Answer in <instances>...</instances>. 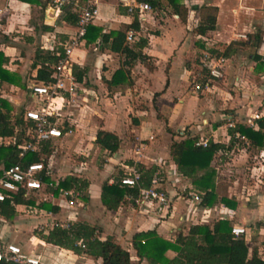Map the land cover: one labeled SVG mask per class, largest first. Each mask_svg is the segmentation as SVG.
Listing matches in <instances>:
<instances>
[{"label": "crops", "instance_id": "crops-1", "mask_svg": "<svg viewBox=\"0 0 264 264\" xmlns=\"http://www.w3.org/2000/svg\"><path fill=\"white\" fill-rule=\"evenodd\" d=\"M50 1L0 0V66L8 73L7 81H17L1 82L0 98L10 104L12 120L19 121L13 135L0 137V143L20 145L30 141L27 131L32 124L25 120L24 113L36 107V100L29 86L42 82L37 79L41 64L36 54L50 53L58 61L56 53H62L63 43L75 34L79 12L87 4L97 8L88 32L98 29L99 34L91 41L84 35L73 48L71 79L64 80L66 87L73 81L72 91L63 90L53 100L56 116L52 121L62 136L42 141L33 151L44 165L38 175L43 173L48 181L42 182L40 189L23 193V199L30 202L15 204L11 219L0 216V240L18 245L42 264H102L100 257L76 254L43 238L56 225L84 221L99 228L100 239L112 237L127 249L133 264H148L136 256L134 234L153 230L173 241L190 225L226 219L232 226L245 227L249 251L257 247L261 253L264 191L247 188L248 179L241 184L234 173L239 172L240 164L252 165L255 154L264 150L246 137H235V133L240 134L236 130L239 125L257 130L256 122L264 116V0H177L179 12L167 0H156L157 5L142 18L127 11V4L140 3L138 0H65L57 16L47 17L45 9ZM207 14H215L214 28L201 34L197 27ZM134 21L137 28L132 27ZM130 28L136 31L135 41L147 39L142 49L147 59L125 66L129 72L124 82L108 84L126 58L109 49L113 34L107 41L101 35L126 34ZM133 43L124 40V44ZM206 48L226 53L223 76L194 92L192 76ZM57 61L49 65L51 81ZM255 113L260 114L258 119H253ZM229 122L234 126L229 127ZM100 129L118 137L119 148L114 153L95 145ZM186 137L222 145L213 154L209 169L218 198L230 199L233 207L221 202L208 207L186 198L189 188L198 189L191 178L178 171L170 155L172 142ZM44 144L48 145L47 152L42 151ZM58 145L62 152L56 150ZM135 164L163 172L170 203L159 213L139 209L131 202L115 210L101 203L102 184H112L126 167ZM201 174L203 171H198L196 177ZM67 175L88 182L85 191H77L73 206L68 204L71 197L57 187Z\"/></svg>", "mask_w": 264, "mask_h": 264}, {"label": "trees", "instance_id": "trees-1", "mask_svg": "<svg viewBox=\"0 0 264 264\" xmlns=\"http://www.w3.org/2000/svg\"><path fill=\"white\" fill-rule=\"evenodd\" d=\"M167 1L174 11L179 12L177 0ZM138 2L149 3L151 7L157 5L156 0H138ZM69 14L74 15L71 12ZM68 20L75 22L73 19ZM214 24L215 14H207L202 18L197 31L204 34L207 30L213 29ZM132 27L137 28L135 21ZM88 28L85 36H87L88 41L94 40L99 34L98 29H95L97 32H90L91 34H89ZM112 34L115 38L111 39L109 49L124 54L126 58L122 67L116 69L111 80L108 81V84H118L124 82L122 80L127 78L129 71L125 66L132 65L137 59H147L142 53V49L147 44V39L140 37L132 45L124 44L125 31L109 35L102 34L101 39L107 41ZM210 50L216 55H226L225 52L220 54L211 48ZM36 59L41 64V67L37 70V79L42 82L51 81L52 70L49 65L55 63L57 57L45 53L36 54ZM151 66L149 64L150 68ZM76 78L81 79L77 73ZM9 79L8 73L0 66V83H17V81H7ZM18 122V119L15 118L13 121L11 118V106L8 101L0 98V137L13 135L14 126ZM256 123L257 130L243 125H239L236 130L250 139L254 145L264 147V116L258 119ZM230 132L233 135V131L230 130ZM195 140L196 137H186L179 141H173L170 145V155L178 171L182 175L191 178L196 188L203 192L201 204L209 207L216 202H221L228 207H233L234 203L230 199L218 198L213 185V172L209 169L213 154L222 148V145L209 142L205 147L197 146ZM94 143L100 150L106 151L108 154L114 153L119 148L118 137L102 129L97 131ZM47 146V144H44L42 151L47 152ZM40 160L39 154L33 151H27L20 157L17 144L4 145L0 143V175L2 168H7L16 163L26 166L33 162H40ZM135 167L141 173L140 184L143 186L149 185L150 178L156 168L145 167L142 164H135ZM198 171H203V174L196 177ZM37 176L42 182L48 181L43 173ZM87 186L88 182L85 179L72 175H67L57 185V187L63 189L73 188L80 193L85 191ZM137 192V186L122 185L119 179H116L112 184L107 182L102 184L100 199L106 209L115 210L120 204L130 202L127 197L135 196ZM80 198L86 200L84 195H80ZM24 202L28 203L30 201L23 199V190L14 194L7 193L5 200L0 202V216L11 219L15 215L14 205ZM231 227V221L226 219H219L212 224H194L190 225L186 232H178L173 241L162 238L153 230L142 231L133 235L132 247L138 260L146 259L148 264H264V247L261 253L257 247H252L249 251L244 236L233 235ZM98 232L99 228L95 225L84 221H75L66 226H54L48 235L43 238L49 243L69 249L76 254L84 253L96 258L100 257L102 264H133L127 249L123 248L112 237H107L104 240L100 239ZM169 253L172 254L169 255Z\"/></svg>", "mask_w": 264, "mask_h": 264}, {"label": "built area", "instance_id": "built-area-1", "mask_svg": "<svg viewBox=\"0 0 264 264\" xmlns=\"http://www.w3.org/2000/svg\"><path fill=\"white\" fill-rule=\"evenodd\" d=\"M65 0H51L45 9V15L57 16L62 8ZM127 11L134 14L138 18L144 17L151 11L149 3L140 2L127 4ZM97 15V8L92 5H85L79 12L76 32L63 43V52H57L59 57L53 70V81L32 83L29 86L30 94L36 100V107L28 109L24 113L26 121L31 122L28 127L27 135L30 141L18 145L19 156L21 157L27 151L37 149L42 141L50 140L51 138H59L62 136V131L59 129L52 118L56 116V103L53 101L61 95L63 90L72 91L73 81H69V86L66 87L65 78H70V56L73 48L79 43V40L84 37L87 26L92 19ZM125 39L128 43H133L136 40V31L132 28L128 29L125 34ZM226 58L223 55H216L211 52L210 48H206L201 52L199 57L198 68L192 76V90L194 92L208 88L210 80L221 79L223 76ZM205 79L204 81H201ZM259 113L253 115V119H258ZM229 127H233V123H228ZM235 137L245 139L243 135L235 133ZM208 139H199L195 142L197 146H207ZM44 170L42 162H33L26 166L19 163L13 164L7 168H2L0 175V202L4 201L6 194H14L20 190L40 189L43 186L37 176L38 173ZM247 188H252L258 191H264V150H261L254 156V162L248 168ZM141 173L135 166L126 167L125 172L119 178L122 185L129 187H138V192L135 196L127 197L129 201L139 209H147L153 213H159L164 208H167L170 203L167 190L163 186V172L155 170L152 174L149 185L143 186L140 184ZM64 195H69L71 198L68 204L73 206L77 203V191H65L59 189ZM186 198L200 204L203 198V192L189 188L186 191ZM231 233L235 236H244L246 228L243 226L233 225ZM81 246V242H79ZM0 262L3 264H42L40 259L35 255L25 254L18 245L4 242L0 240Z\"/></svg>", "mask_w": 264, "mask_h": 264}, {"label": "rangeland", "instance_id": "rangeland-1", "mask_svg": "<svg viewBox=\"0 0 264 264\" xmlns=\"http://www.w3.org/2000/svg\"><path fill=\"white\" fill-rule=\"evenodd\" d=\"M259 82V81H258ZM260 84V83H259ZM258 84V85H259ZM57 147V149L56 150H58V151H61L62 152V150H61V148L59 147V145L58 146H56ZM64 153V152H63ZM63 155V154H62ZM65 155V154H64ZM241 163V162H240ZM69 164V163H68ZM248 164L247 163H243V164H240L239 166H238V169H239V172H236V173H234V175L235 176H238L239 177V182L241 183V184H244V182H245V180L247 179V177H248V170H247V166ZM65 168V167H64ZM68 168V167H67ZM66 168V169H67Z\"/></svg>", "mask_w": 264, "mask_h": 264}, {"label": "water", "instance_id": "water-1", "mask_svg": "<svg viewBox=\"0 0 264 264\" xmlns=\"http://www.w3.org/2000/svg\"><path fill=\"white\" fill-rule=\"evenodd\" d=\"M0 264H3V263L0 262Z\"/></svg>", "mask_w": 264, "mask_h": 264}]
</instances>
